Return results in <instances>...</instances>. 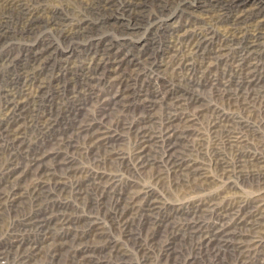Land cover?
<instances>
[{
	"label": "rangeland",
	"instance_id": "374dc122",
	"mask_svg": "<svg viewBox=\"0 0 264 264\" xmlns=\"http://www.w3.org/2000/svg\"><path fill=\"white\" fill-rule=\"evenodd\" d=\"M46 4L59 8L68 20L75 22L80 17L82 20L75 24L83 25L73 32H59L41 19L30 29L21 31L13 20L17 12H6L8 20L0 27L5 30L0 36V119H5L9 90L17 91L16 88L25 79V72L36 71L37 78L44 81L45 91L34 98L36 101L32 105H28L29 108L34 106L36 119H33L32 125L27 123V113L16 115L17 120L12 123V126L21 125L24 129L22 138L25 141L7 145L0 136V170L9 159L17 160L14 163H25L32 153L55 150L59 140L67 139L72 140L68 154L74 156L76 165L86 177H76L81 184V190L76 191L69 186L75 178H60L55 172L48 184L39 190L40 196L31 192L30 183L36 180L26 173L21 175L27 183L20 188V192H24L23 203L12 204L4 199L9 186L0 178V264H244L248 258L249 264H264V231L262 244L248 252L225 243L201 250L194 245L195 238L189 236L194 230L192 226L209 228L217 222L215 216L222 215L225 210H237L243 199L264 203V182L257 177L259 166L264 164V105H261L264 102L261 90L264 79V0H137L136 3L133 0H46ZM192 30H210L214 37L226 34L232 39L221 57L210 60V70L206 74H202L199 68L192 74H186L184 69H172L167 64L178 47L175 34L178 36L183 31ZM252 30L258 32V39L255 48L247 51L244 41L254 32ZM44 34L49 35L50 47L41 39ZM33 50L44 51V54L32 61L29 57ZM241 52L257 62L255 71L260 77L255 85L242 83V75L235 71ZM95 55L105 57V65H100L94 75H88L86 68ZM114 68H117L116 76L121 74L124 85L130 86L127 88L130 97L126 98L127 107L119 110V107L113 108L110 104L106 109L110 112L103 115L102 127L105 124V128L110 125L114 128L117 120L119 122L117 137L110 151L105 153L100 148L98 152H93L86 149L83 139L74 137L72 129L77 122L96 114L98 106L106 103L109 95L117 89L118 84L111 78L115 76ZM225 81L229 88L239 93L240 107L215 95V87ZM191 94L201 100L191 103ZM144 96L156 98L150 112L158 117H164L169 111H176L179 116L182 113L179 109L181 103L184 108L187 107L186 111L200 108L202 113L195 128L187 129L186 139L180 137L175 146L177 152L185 153L181 154L188 160L187 163L193 162L203 168L198 182L189 183L182 176L175 175L165 163L161 176H155L160 169L158 164L152 169H139L133 164L136 138L132 131L121 129V125L134 123V117L137 118L142 110ZM214 105L244 124L242 133L246 143L242 145L243 151L261 155L258 161L245 163L240 174L234 173L227 179L221 178L219 172L217 175L209 162L214 159L213 138L208 130V122L214 116L210 108ZM155 149V154L159 155L160 152ZM65 150L64 147L62 151ZM164 151L165 144L163 156ZM217 151L224 159H232L231 149ZM110 152L114 153L116 160L110 157ZM251 170L255 173L250 174ZM55 180L65 181L66 188L59 189ZM94 182L98 183V188L92 185ZM197 184L201 186V192L196 188ZM227 185L229 188H226ZM225 190L228 192L225 193ZM148 191L157 200L158 208L153 213L140 212L138 208L144 202L143 193ZM201 199L203 209L192 212L190 205L193 202L194 205L199 204ZM210 202L224 209L216 213L206 208ZM116 203L120 204L122 212L116 210L117 216L114 214ZM127 205L130 208L132 205V209H126ZM123 206L125 211H122ZM227 216V220L233 218V214ZM150 218L163 221L164 226L150 227L147 224ZM122 224L127 226L123 228ZM150 233L156 239H163L166 234L175 235L176 261L160 255L157 244L146 239ZM110 243L117 246L111 247ZM138 245L142 246V250L138 249Z\"/></svg>",
	"mask_w": 264,
	"mask_h": 264
},
{
	"label": "bare ground",
	"instance_id": "6f19581e",
	"mask_svg": "<svg viewBox=\"0 0 264 264\" xmlns=\"http://www.w3.org/2000/svg\"><path fill=\"white\" fill-rule=\"evenodd\" d=\"M133 1H134V3L137 2V0H133ZM91 4H94V3L91 2ZM103 7H107V6L105 4H103ZM11 11L17 12L16 16L13 17V20H14L15 24L19 26L18 29L21 31H24L26 29H30L31 25H33L35 22H37L41 19H44L43 23L51 25L53 28L54 27L57 28V30H59V32H62L64 30L69 31V32H73L74 30L81 28L83 25V23H79V24L76 23L75 24V22L82 20L80 17L76 18L77 20L75 22L72 20H68L59 12L60 11L59 8L47 6L46 0H0V27L2 25L1 24L2 22L4 24L8 20V18H7L8 14H6V12L8 13ZM233 22L236 23L237 21H233ZM239 31H240V29H239ZM252 31H254V32L250 33L249 36L244 41V46L246 47L247 51L254 49L255 45L257 43L256 40L258 39V32L256 30H252ZM4 33H5V30L0 29V36L1 35L3 36ZM211 33L212 32L210 30H207V31L192 30L191 32L183 31V34L181 33L178 36L175 34V36H176L175 38H176V42H177L176 46H178V47H177V49H176V47L173 48V50L176 49L175 54L172 56V58L170 59V61L167 64L172 69H178V70L184 69L185 70L184 72H186V74H192L194 71L198 70V68L201 70L202 74H206L205 72H209V70H210L209 66L211 63L210 60L215 59V58L218 59L219 57H221V55H223V52H225V50L228 49L229 42L232 41L230 35L224 34L222 37H214L211 35ZM41 39L44 42L49 43L48 45L47 44L46 45L50 47L51 41L49 40V35L44 34L41 36ZM173 44H175V43H173ZM43 52L44 51L30 52L29 58L32 61H35L36 59L41 58V55ZM93 52H94V50H93ZM104 60H105V57H103V56H96V55L92 56L90 59V63L88 64V66L86 68L87 69L86 72H88V75L89 74L94 75L95 74L94 71L98 70L100 65L104 66L105 65ZM117 62H118V60H117ZM117 62H115V63H117ZM43 63L45 65L46 62L43 61ZM235 65H236L235 71H239L238 74L242 75L241 82L242 83L244 82V84H254L255 85V81H257V79L260 77V76L258 77L256 75V71H255L257 66H258L256 60L253 61V60L247 58V56L244 54V52H241L238 55V60L236 61ZM22 67H24V66L22 65ZM64 67H65V65H64ZM68 67H70V66H68ZM91 70H93V71H91ZM116 71H117V68H114L113 73H115V76L112 75L111 78H112L113 82H116L118 84L117 89L115 91H113L112 94L109 95L106 103H101L98 106L99 111L97 110L96 114L77 122L76 125L72 129V130H74V132H73L74 137L83 139V143L86 145V149H90L93 152H98V150L100 148H103L105 153L110 151L109 149L114 145V141L116 140V137H117L116 131L119 128L118 120H117V124L114 128L111 125L108 126L110 129L105 128V124H103V127L101 126V122L104 121L103 115L107 111H109V109L108 110H106V109L108 107H110V104H112L113 108L119 107V110L122 109L123 107H127V105H128L127 104L128 101L126 100V98L130 97V94L127 93V88H129L130 86L126 83L124 85V83L122 82L121 74H118L116 76V74H117ZM20 73H22V72H20ZM25 73H26V75L24 76L25 79L23 80L22 83H20L21 85L18 88H16L17 91H15L14 89L9 90V93L6 97L7 102H6V108H5L6 114H4L5 119H0V136L3 137V139H5L4 141H6L7 145L22 143L23 141H25L24 138H22V136H24L23 135L24 129H22L21 125H18V126L13 125V126H16V127H13L12 123L17 120L18 116L15 117L16 115H21V113H24V114L27 113V115H26L28 118L27 123H29L30 125L33 124L32 121L35 118L34 113H33L34 112V106L29 108L28 105H32L31 103H34L36 101L34 98L39 96V94L45 89V84L43 83L44 81L41 82V80H39L37 78L38 76L36 75V71H32L30 74H29V72H25ZM103 75H104V73H103ZM94 78H95V76H94ZM82 79H83V77H82ZM66 81H68V80H66ZM83 82H84V80H83ZM213 82L215 83V81H213ZM89 85H90V82H89ZM101 88H102V86H101ZM261 90L264 92V79L262 80V83H261ZM215 91H216V94H215L216 96H219L222 99L224 98L226 101L233 103L235 106H238V107L241 106L240 105L241 99H239V93L236 92L235 89L229 88L227 86V81H225L221 84H218L217 88L215 87ZM191 95H193V94H191ZM69 98H71V97H69ZM186 99H187V96H186ZM190 99L192 100L191 103L201 100L197 95L196 96L193 95ZM125 100H126V102H125ZM155 100H156V98H150V97L144 96L142 99V102H141L142 103V106H141L142 110L140 112V115L137 118L134 117L135 121L132 120V121H134V123L124 121L125 123H123L121 125V129H124L127 131H132L135 135V138H136V146H134L135 152L133 153V154H135L133 164H135V166L138 167L139 169L146 168V167H150L152 169V168H154V165L157 167V164H158L160 166V169L156 171L155 176H161L163 174V172H162L163 171V168H162L163 163H165L166 166L169 168V170L172 171L175 175H179V177L182 176L181 178H185L189 183L198 182V180L201 179V175H202L201 171L203 170V168H201L200 166H198L196 164L194 165L193 162L187 163L188 160H186L185 156H183V154H181L184 152H181V153L177 152V149L175 146L179 143L180 137H182L183 139L184 138L186 139L185 134H186L187 129L195 128L194 125L202 113L200 108L196 111L195 110L186 111L187 107L184 108L183 104L181 103L180 104L181 107L179 109H182V113L179 116L176 115L177 114V113H175L176 111H173V112L169 111V112H166L164 117H163V115L158 117L155 115V113L150 112V110H151L150 108L153 107ZM101 101H99V102H101ZM184 105H186V104H184ZM261 105H264V102ZM210 110L214 113L213 119L210 122H208V127H209L208 130H209V132L213 138L212 143L214 146V148H213L214 149V151H213L214 159L209 161V162H211L213 169H216L215 172L217 175H218L217 172H219V176L221 178L227 179V178L231 177V175L234 173L240 174L241 170H242V166L245 163L258 161V159L261 157V155L255 154L254 152H252L253 154H246L243 151L244 146H242V145L246 141L245 140L246 138L244 137V135L242 133V125H244V124L241 122V120H239V118L234 119V117H235L234 115H233V117L230 116L228 111H222L219 108H217L215 105L212 108H210ZM98 112H99V114H98ZM16 113H19V114H16ZM42 115H44V114H42ZM21 116H23V115H21ZM13 119H15V120H13ZM48 119H50V118H48ZM7 120H9V121H7ZM10 120H13V121L10 123ZM47 122H48V120H47ZM47 122H46V124L49 125V123H47ZM43 125H44V123H43ZM199 126H200V124H199ZM187 136H188V134H187ZM56 140H58V139L56 138ZM57 144H58L57 148L55 150H52V151H47V150H44V151L42 150L41 152H35L34 151L35 153H32L26 159L25 163H22V162H21V164L14 163L17 160L9 159L10 161L7 162L4 165V168L0 170V175L7 176V177L11 176L10 177L11 179L7 178V177H0L2 179V182H6L5 184H7L9 186L8 189L5 191V194H4V197H6L4 199L6 201H9L11 204L12 203H23L22 194L24 192H20V188L21 189L23 188V185H22L23 183L24 184H27V183H25L26 180L21 178V175H24L26 173L34 176L33 178L36 181L31 182L30 184L32 186H29V187H31L30 188L31 192H36L38 195H40L39 190L45 184H48V180L53 178L57 172L60 175V178L62 176L64 178L65 177L75 178L74 182H71L69 186L70 187L73 186L76 191L81 190V188H80L81 184L76 179V177L85 178L86 175L76 165L74 156L70 155L71 153L68 154V148L72 146V140L61 139L58 141ZM163 144H165L164 156H163ZM209 144H211V143H209ZM64 147L66 150L62 151V149ZM154 147H156V149H155L156 151L160 152L159 155L155 154ZM221 148L231 149V151L233 152L232 159H230V160L224 159L222 157V155L218 153L220 151H217ZM35 149H36V151H38V148H35ZM130 155H132V154H130ZM102 156H104V155H102ZM110 157L113 158L114 160L117 159L113 152H110ZM157 157H158V160H156ZM262 158H264V157H262ZM194 160H196V158ZM262 164L259 166V170L257 172V177H259V179H261V181L264 182V164L263 165ZM209 167H210V165H209ZM206 169H208V168H206ZM253 171L254 170H251L250 174H254L255 172H253ZM88 172H89V170H88ZM211 172H213V171H211ZM94 174H96V172ZM206 177L207 176H204L203 178H206ZM54 183L56 185H58L57 187L59 189L66 188V186H65L66 182L65 181L55 180ZM92 185L95 186L96 188L99 187L98 183H96V182H94ZM197 185H196V188L198 189V191H200L201 186L199 184H197ZM228 185H231V184H228ZM228 185L226 188H229ZM226 191L228 192V190H225L224 192L226 193ZM143 196H144V202L141 204V206L138 207L140 212H152L153 213V210L158 208L157 203H156L157 200L155 198L156 196L154 197L153 193H151L149 191L144 192ZM217 196H219V194ZM231 197H233V196H231ZM199 198H200V196H199ZM223 199H225V198H223ZM228 199H230V198H228ZM28 200L31 201V199H28ZM198 201H199L198 202L199 204L194 205L193 204L194 202H193L190 205L192 212L199 211L200 208H201L200 210L203 209L201 207L202 199L198 200ZM205 202H206V200H205ZM240 202H241V204L238 206L237 210L235 208H233V209L225 210L222 213V215H220V213L217 216L214 215L217 222H215V224L208 226L209 228L198 229V227H195V226L191 227V228H194V230L189 233V236L191 238H193V237L195 238L196 242L194 243V245L196 246V248H199L201 250L202 249L205 250L208 247H218L219 245L221 246L225 243V245L231 244V246L240 249V251L248 252L254 248L256 249L257 246L259 247L262 244L261 235H262V232L264 231V203L261 202V200H259V201L253 200L251 202H248L245 199L241 200ZM242 202H245L246 205L244 206V204ZM90 203H92V202H90ZM167 204H170V203H167ZM218 204L219 203H217V205ZM2 205H3V203H2ZM128 206L129 205L126 206V209L130 208ZM130 206H131L130 209H132V205H130ZM206 208H211L214 212H216L217 210H220V209H222V210L224 209V207L220 208V209L217 208L216 204H214V203H211L210 205L208 204L206 206ZM116 210L119 211L120 213H122L120 211V204L116 203L115 213H114L115 216H117ZM122 211H125V206L122 207ZM238 212H239V214H238ZM241 212H242V214H241ZM232 214H233V216H232L233 218L232 219L230 218L231 220L225 219L226 217H228L227 215H232ZM142 215H144V213H142ZM151 217H153V216H151ZM147 224L150 225V227H152V228L164 226L163 221L155 220V219H151V218L148 219ZM126 226H127V224H122L123 228H125ZM124 232L128 233V231H124ZM152 234L153 233H150L149 235H147V238H146L147 241H149L150 243L155 244V245L157 244L156 246L161 251L160 255L162 257H164V259H167V260L173 259L174 261H176L177 256H175L176 255V249L174 247L175 235L174 234H169V235L166 234L163 239H156L155 237L152 236ZM110 245H111V243H110ZM116 246L111 245V247H116ZM137 247H138V249L142 250L141 245H138ZM122 249H124V248H122ZM116 251L119 252L118 249ZM204 252H206V251H204ZM244 255L246 256V253ZM143 260L146 261V258H143ZM245 260H248V262L245 261L244 264H249V258L245 259ZM113 264H120V263L114 262Z\"/></svg>",
	"mask_w": 264,
	"mask_h": 264
}]
</instances>
